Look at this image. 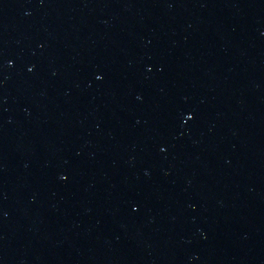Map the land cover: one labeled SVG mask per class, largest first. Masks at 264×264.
I'll use <instances>...</instances> for the list:
<instances>
[{"label": "water", "instance_id": "1", "mask_svg": "<svg viewBox=\"0 0 264 264\" xmlns=\"http://www.w3.org/2000/svg\"><path fill=\"white\" fill-rule=\"evenodd\" d=\"M264 45V0H0V165L127 120Z\"/></svg>", "mask_w": 264, "mask_h": 264}]
</instances>
